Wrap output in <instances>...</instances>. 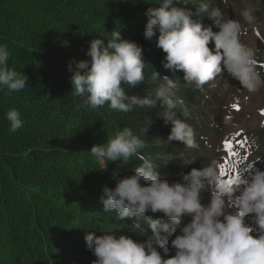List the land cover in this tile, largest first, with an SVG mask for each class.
Returning <instances> with one entry per match:
<instances>
[{"label": "clouds", "instance_id": "9594fccd", "mask_svg": "<svg viewBox=\"0 0 264 264\" xmlns=\"http://www.w3.org/2000/svg\"><path fill=\"white\" fill-rule=\"evenodd\" d=\"M155 4L158 7L145 11L144 38H156V47L166 53L163 68L172 77L182 71V79L162 75L152 67L154 86L144 96L129 94L126 89L145 83L149 64L142 45L112 31L106 39L90 41L86 53L90 59L75 67L69 62L71 88L85 110L106 104L125 113L159 107V117L172 124L165 143L179 141L187 148L199 149L196 129L187 122L190 108L177 94L181 80L183 86L202 91L206 84L215 87V82L227 75L249 93L264 88V61L258 59L257 49L241 39L248 29L260 36L256 9L245 6L239 18H231L227 10L213 7V0H155ZM189 4L195 6L194 11ZM204 17L213 24L204 26ZM9 57L8 47L0 44V90L18 92L27 86V77L9 66ZM258 111L264 115V108ZM5 119L10 133L24 125L16 108L9 109ZM260 126L264 127V121ZM145 147L146 141L125 126L107 143L95 144L89 151L103 170L107 162L127 163L132 157L141 161L130 175L115 177V186L104 187L99 197L103 212L114 213L127 231L99 235L88 231L84 240L96 257L92 264H264V170L256 166L264 159L249 161V151L238 168L233 163L227 180L223 178L227 162L217 159L169 180L159 173L160 166L141 152ZM250 147L259 150L255 137ZM158 213L162 215L155 217ZM149 229L151 235L141 239Z\"/></svg>", "mask_w": 264, "mask_h": 264}, {"label": "trees", "instance_id": "16d2710c", "mask_svg": "<svg viewBox=\"0 0 264 264\" xmlns=\"http://www.w3.org/2000/svg\"><path fill=\"white\" fill-rule=\"evenodd\" d=\"M255 1L264 14V0ZM153 6L158 7L155 0H0V44L9 49V66L27 77L23 90H0V264H92L96 257L84 240L88 231H127L114 213L103 212L99 197L104 187L115 186V177L130 175L141 161L107 162L103 170L89 152L125 126L146 141L141 152L169 180L202 166L194 156L206 145V132L216 126L207 111L222 94V79L202 91L181 80L177 94L190 108L187 122L196 129L199 149L165 143L172 124L159 117V107L125 113L106 104L85 110L71 88L69 62L75 67L90 59V41L106 39L112 31L142 45L149 64L145 83L126 89L129 94L144 96L154 86L152 67L172 77L162 66L166 53L156 47V38L148 41L143 35L145 11ZM212 6L226 10L223 0H213ZM203 24L213 21L204 17ZM176 77L182 79L183 72ZM11 108L24 121L15 133L5 119ZM256 166H264V160ZM150 235L149 229L141 239Z\"/></svg>", "mask_w": 264, "mask_h": 264}, {"label": "rangeland", "instance_id": "374dc122", "mask_svg": "<svg viewBox=\"0 0 264 264\" xmlns=\"http://www.w3.org/2000/svg\"><path fill=\"white\" fill-rule=\"evenodd\" d=\"M225 5L231 18H239V13L245 6L256 9L260 36L258 37L252 29H248L241 39L250 47L257 49L258 59L264 61V42H262L264 14L259 3L255 0H227ZM220 79L223 83L220 88L222 94L219 95L216 103L212 104L213 110L207 111V119L216 126L206 132V145L194 158L198 163H202V166H206L212 159H217L220 163L227 162L223 177L227 180L232 175L233 163L238 168L249 151H252V155L248 156L249 161L258 157L264 159V127L260 126V122L264 121V115L258 111L264 108V88L256 93H249L246 89L240 88L239 82L230 76L225 75ZM234 105H238L239 110ZM253 137L257 139L259 150L250 147ZM261 169L264 170V166H261Z\"/></svg>", "mask_w": 264, "mask_h": 264}, {"label": "snow or ice", "instance_id": "6c2138e0", "mask_svg": "<svg viewBox=\"0 0 264 264\" xmlns=\"http://www.w3.org/2000/svg\"><path fill=\"white\" fill-rule=\"evenodd\" d=\"M234 107H236V109L239 110V106L238 105H234Z\"/></svg>", "mask_w": 264, "mask_h": 264}]
</instances>
